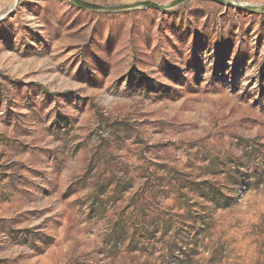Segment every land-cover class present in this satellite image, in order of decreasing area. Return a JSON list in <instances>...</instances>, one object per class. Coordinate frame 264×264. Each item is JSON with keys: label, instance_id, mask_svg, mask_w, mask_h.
<instances>
[{"label": "rangeland", "instance_id": "1", "mask_svg": "<svg viewBox=\"0 0 264 264\" xmlns=\"http://www.w3.org/2000/svg\"><path fill=\"white\" fill-rule=\"evenodd\" d=\"M0 0V264H264V0Z\"/></svg>", "mask_w": 264, "mask_h": 264}, {"label": "trees", "instance_id": "2", "mask_svg": "<svg viewBox=\"0 0 264 264\" xmlns=\"http://www.w3.org/2000/svg\"><path fill=\"white\" fill-rule=\"evenodd\" d=\"M183 0H174L173 4H178L181 3ZM77 5L79 6H83V7H87V8H98V5L95 4H91V3H87V2H83L80 0H75L74 1ZM141 4L145 7H154V8H162L159 4L153 2V1H143L141 2Z\"/></svg>", "mask_w": 264, "mask_h": 264}]
</instances>
